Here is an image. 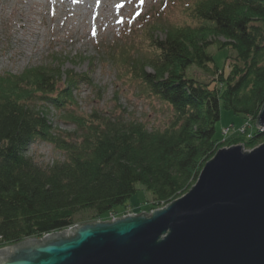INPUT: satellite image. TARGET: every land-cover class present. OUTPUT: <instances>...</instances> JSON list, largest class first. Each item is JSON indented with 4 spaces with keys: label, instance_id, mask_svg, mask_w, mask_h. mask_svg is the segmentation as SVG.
Instances as JSON below:
<instances>
[{
    "label": "trees",
    "instance_id": "16d2710c",
    "mask_svg": "<svg viewBox=\"0 0 264 264\" xmlns=\"http://www.w3.org/2000/svg\"><path fill=\"white\" fill-rule=\"evenodd\" d=\"M182 9L186 20L159 29L162 37L147 21L149 37L137 45L142 55L127 71L144 95L172 110L163 129L112 112H76L73 91L90 81L87 72L63 78L61 65L51 63L0 75V247L73 226L81 211L97 221L126 205L137 185L153 196L148 211L166 205L189 190L217 149L264 141L256 127L264 104V0H187ZM210 45L233 52L227 72ZM189 66L211 80L187 77ZM49 106L75 125L72 132L53 129ZM221 106L247 119L238 137L214 138ZM36 139L65 159L39 166L25 152Z\"/></svg>",
    "mask_w": 264,
    "mask_h": 264
},
{
    "label": "rangeland",
    "instance_id": "374dc122",
    "mask_svg": "<svg viewBox=\"0 0 264 264\" xmlns=\"http://www.w3.org/2000/svg\"><path fill=\"white\" fill-rule=\"evenodd\" d=\"M186 2L0 0V75L20 74L26 68L46 67L51 63L61 65L63 78L69 70L78 74L87 72L90 81H82L73 91L78 104L76 112H112L113 115H119L117 117L139 120L150 128L163 129L172 118V110L157 98L144 95L130 78L128 68L134 57L142 55L137 45L149 37V30L146 32L142 29L148 25L147 21L150 19L152 26L158 30H151L153 35L162 37L159 29L171 24H183L186 20L182 9ZM208 51L214 55L219 69L227 72L226 55H233V52L218 49L215 45H210ZM147 70L151 71V66H147ZM185 73L187 77L200 81L211 80L208 73H203L195 66H189ZM48 110L53 129L72 132L75 125L62 119V111L53 106H49ZM246 122L247 119L242 115L221 106L214 138L223 140L229 136L238 137L241 135L239 127ZM227 126L232 127L228 136L222 132V128ZM25 152L42 167L59 161L61 163L65 159L63 152L40 139L30 142ZM153 200L149 191L137 185L135 194L127 200L126 205L117 206L96 220H110L116 213L122 214L126 209L149 213L152 210L148 211L147 208L152 206ZM163 206L157 203L153 210ZM92 214L90 210L79 212L75 216L76 225L91 222Z\"/></svg>",
    "mask_w": 264,
    "mask_h": 264
},
{
    "label": "water",
    "instance_id": "95a60500",
    "mask_svg": "<svg viewBox=\"0 0 264 264\" xmlns=\"http://www.w3.org/2000/svg\"><path fill=\"white\" fill-rule=\"evenodd\" d=\"M0 264H264V141L217 149L163 207L0 247Z\"/></svg>",
    "mask_w": 264,
    "mask_h": 264
},
{
    "label": "built area",
    "instance_id": "2783aa9c",
    "mask_svg": "<svg viewBox=\"0 0 264 264\" xmlns=\"http://www.w3.org/2000/svg\"><path fill=\"white\" fill-rule=\"evenodd\" d=\"M247 125H248V123H246L242 128H240L239 129V132L241 133V132H243L245 129H246V127H247ZM260 129V131H263L264 130V127H262V128H259ZM228 130H229V128L227 127H224L223 129H222V132L224 133V134H228ZM128 215V214H134V212H133V210H131V209H126L122 214H120V215ZM117 217H119V214L118 213H116V216H112V218L110 219V220H112V219H115V218H117Z\"/></svg>",
    "mask_w": 264,
    "mask_h": 264
},
{
    "label": "bare ground",
    "instance_id": "6f19581e",
    "mask_svg": "<svg viewBox=\"0 0 264 264\" xmlns=\"http://www.w3.org/2000/svg\"><path fill=\"white\" fill-rule=\"evenodd\" d=\"M98 2H100V0H98ZM90 3H88V5H89ZM84 14V13H83ZM82 16V13H81V15H80V17Z\"/></svg>",
    "mask_w": 264,
    "mask_h": 264
}]
</instances>
